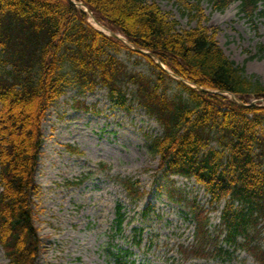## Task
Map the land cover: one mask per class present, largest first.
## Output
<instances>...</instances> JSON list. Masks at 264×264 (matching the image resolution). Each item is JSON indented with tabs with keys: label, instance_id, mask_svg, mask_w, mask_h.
Masks as SVG:
<instances>
[{
	"label": "trees",
	"instance_id": "16d2710c",
	"mask_svg": "<svg viewBox=\"0 0 264 264\" xmlns=\"http://www.w3.org/2000/svg\"><path fill=\"white\" fill-rule=\"evenodd\" d=\"M79 1L154 57L98 29L72 0H0V245L9 264H37L42 249L34 196L46 111L70 86L91 91L98 85L116 105L134 103L162 126L148 143L160 155V169L195 177L210 193L213 209L225 201L214 230L209 209L190 203L195 236L182 247L186 256L227 254L243 246L264 264L258 242L264 228V101L243 105L227 94L199 90L156 59L192 83L233 92L244 103L264 99L262 79L225 52L202 0H178L182 14L196 22L186 28L154 0ZM208 1L223 10L236 0ZM240 1L245 16L264 15V0ZM121 52L142 57L150 71L129 69ZM263 56L261 43L251 58ZM121 181L133 203L143 197L137 180ZM123 209L119 203V231Z\"/></svg>",
	"mask_w": 264,
	"mask_h": 264
},
{
	"label": "rangeland",
	"instance_id": "374dc122",
	"mask_svg": "<svg viewBox=\"0 0 264 264\" xmlns=\"http://www.w3.org/2000/svg\"><path fill=\"white\" fill-rule=\"evenodd\" d=\"M154 1L181 27L196 24L182 14L178 0ZM201 5L208 25L218 27L225 52L264 82V56L251 58L264 43V15L245 16L240 0L223 10H214L208 0ZM119 56L129 69L150 71L138 55ZM42 129L34 196L42 244L38 264H260L243 246L205 258L186 256L182 247L191 245L195 232L189 204L209 207L210 196L194 178L166 175L159 168L160 155L148 143L162 127L142 107L116 105L101 85L91 91L70 86L47 110ZM126 177L145 191L137 204L122 184ZM119 202L126 213L121 231L114 226ZM147 207L152 208L144 215ZM209 216L214 230L220 211L212 209ZM258 242L264 247V237ZM126 249L131 254L119 259ZM0 264H9L1 245Z\"/></svg>",
	"mask_w": 264,
	"mask_h": 264
},
{
	"label": "water",
	"instance_id": "95a60500",
	"mask_svg": "<svg viewBox=\"0 0 264 264\" xmlns=\"http://www.w3.org/2000/svg\"><path fill=\"white\" fill-rule=\"evenodd\" d=\"M77 5H81V6H85V9L88 11V12H90V13H93L92 12V10L89 8V7H87L83 2H81V1H77V0H73ZM95 19V21L97 22V23H100L96 18H94ZM101 24V23H100ZM110 32H111V34H113L114 36H117V37H120V38H122V39H125L123 36H121L120 34H118V33H116V32H113V31H111V30H109ZM134 48L136 49V50H138V51H142V52H146V53H148V54H150V55H152L153 56V54L152 53H150L149 51H145V50H143L142 48H140V47H138V46H136V45H134ZM158 61V63H160L163 67H165V65L160 61V60H157ZM170 73H172V74H174L173 72H171V71H169ZM174 75H176V74H174ZM180 79H182V80H184V81H186L183 77H180ZM187 82V81H186ZM187 83H189V82H187ZM196 87L198 88V89H200V90H204V91H208V92H217V93H229L231 96H232V98L233 99H237V96L234 94V93H231V92H228V91H224V90H211V89H208V88H204V87H202V86H200V85H196ZM241 104H243V102L242 101H239ZM257 102V100H254L253 101V103H256Z\"/></svg>",
	"mask_w": 264,
	"mask_h": 264
}]
</instances>
